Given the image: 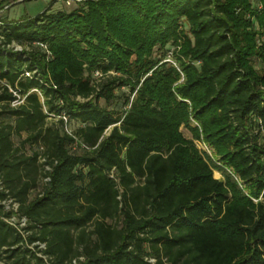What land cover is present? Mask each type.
Segmentation results:
<instances>
[{"label": "trees", "instance_id": "trees-1", "mask_svg": "<svg viewBox=\"0 0 264 264\" xmlns=\"http://www.w3.org/2000/svg\"><path fill=\"white\" fill-rule=\"evenodd\" d=\"M75 1L4 19L0 263L264 264V0Z\"/></svg>", "mask_w": 264, "mask_h": 264}, {"label": "rangeland", "instance_id": "rangeland-1", "mask_svg": "<svg viewBox=\"0 0 264 264\" xmlns=\"http://www.w3.org/2000/svg\"><path fill=\"white\" fill-rule=\"evenodd\" d=\"M1 1L2 0H0V2ZM6 5L10 6V9L5 13L3 18L5 19V21H8L10 23H15V22L26 21L28 19H32L38 16L39 14L43 13L49 6H52L51 9L49 10L50 13H57L60 11L69 13L71 11H74L80 8L82 3H79V1H75V0H9L7 2L1 3L0 8H3ZM168 62H171L172 65L175 66V64L172 62L171 57L170 59L168 58ZM255 68L259 69L260 67L259 65H255ZM100 104L101 106L104 105L102 101L100 102ZM58 119H59L58 117L55 119L51 118L49 119V123H55L56 121H58ZM190 127L195 128L196 124L192 121ZM72 128L74 130L76 126L74 125L72 126ZM189 128H181V132L185 138L191 140L192 135H191ZM67 131L68 133L71 132L69 128L67 129ZM22 138H24V136ZM14 142L16 145H18L19 139H14ZM193 142H194V146L196 150L200 154H204L205 156H207L213 162L214 164L213 177L216 180L224 181L225 175L231 176V171L224 164L221 163L220 158H218L215 155L214 150L206 142H204L202 139L200 141L194 140ZM25 152L27 154H31L30 148L28 146L26 147ZM42 162L43 161L40 160L39 164H42ZM1 191H2V185L0 182V192ZM243 191L246 194H249V192L246 189H243ZM35 193H37V191L31 194V197H33ZM2 205L5 206V212H10L11 210H14L15 212V204L11 200L4 202ZM11 219H13L12 222L16 226H18V229L21 230V233L23 234L22 229L26 227V225H23V221L20 220L19 217L15 215L12 216ZM148 262L150 264H155L154 260H149ZM0 264H12V263L4 261Z\"/></svg>", "mask_w": 264, "mask_h": 264}, {"label": "built area", "instance_id": "built-area-1", "mask_svg": "<svg viewBox=\"0 0 264 264\" xmlns=\"http://www.w3.org/2000/svg\"><path fill=\"white\" fill-rule=\"evenodd\" d=\"M22 2V1H21ZM10 9V6L6 5L4 6L3 8H0V49L3 50L5 52V54H9V53H12L14 55H18L20 57H23L24 56V53L27 51V49L23 46H20V45H17L16 43L12 42L11 44H8V45H3V42H4V37L1 35V31H2V28L5 26V23H4V15L5 13ZM36 72H33V74L31 73H27V72H24L23 75L21 76L22 78H32V76L35 74ZM0 86L2 87H6L8 89V92L11 93L13 95V100L10 102L9 106L10 108H18L20 106H22L24 104V101H25V96H21L20 94H18L17 92L13 91L9 85L7 84V82L5 80H1L0 79ZM32 92H35L38 96L41 97V94L39 93L38 90H33ZM62 120H64V122H66V118L63 116L61 117ZM66 132L67 129H66ZM44 162V160H42ZM42 162V163H43ZM44 171L45 172H49L50 171V168L48 166H45L44 167ZM44 183H48L50 182V179L48 177H46L44 180H43ZM12 201V200H11ZM13 202V201H12ZM14 203V202H13ZM3 204V203H2ZM15 204V212L14 210H11L13 211L14 213L17 212V209H18V205L16 203ZM15 216H17L16 214H14ZM12 215V216H14ZM11 216V218H12ZM9 218L7 220V222L11 225V226H16L12 221L13 219ZM20 220L23 221V225H26L27 224V220L25 218H19ZM18 228V226H17ZM37 245L39 246V250L43 251L45 250V245L44 244H39L37 243ZM41 259H43L45 261L46 264H50L48 263V258L44 255H42L41 253L38 255ZM73 264H76L75 262H73Z\"/></svg>", "mask_w": 264, "mask_h": 264}]
</instances>
